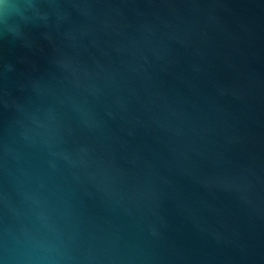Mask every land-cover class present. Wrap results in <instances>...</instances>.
I'll return each instance as SVG.
<instances>
[{"label":"water","instance_id":"1","mask_svg":"<svg viewBox=\"0 0 264 264\" xmlns=\"http://www.w3.org/2000/svg\"><path fill=\"white\" fill-rule=\"evenodd\" d=\"M0 264H264V0H0Z\"/></svg>","mask_w":264,"mask_h":264}]
</instances>
